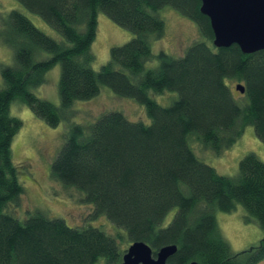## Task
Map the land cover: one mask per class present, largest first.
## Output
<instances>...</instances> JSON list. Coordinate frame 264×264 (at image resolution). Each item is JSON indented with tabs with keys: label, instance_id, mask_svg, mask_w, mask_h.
<instances>
[{
	"label": "trees",
	"instance_id": "16d2710c",
	"mask_svg": "<svg viewBox=\"0 0 264 264\" xmlns=\"http://www.w3.org/2000/svg\"><path fill=\"white\" fill-rule=\"evenodd\" d=\"M16 1L62 40L46 35L20 11H10L0 24V44L12 52L11 64L0 68V264L122 262L125 250L117 237L97 228H74L41 211L17 214L24 188L11 144L21 122L11 116V104L26 105L56 127L75 102L92 100L102 86L141 105L149 123L109 111L89 125L69 124L50 167L52 178L81 194L92 216L106 217L125 241L147 244L154 256L162 247L176 246L168 263L264 260V238L233 253L215 219L216 212L231 213L239 205L245 221H255L264 231V163L249 153L239 161L236 176H223L191 145L194 141L219 155L251 126L264 148V50L244 54L237 45L214 47L200 0ZM166 7L194 22L201 38L180 58L151 51V42L165 34L158 11ZM99 12L132 38L111 47L109 60L94 70L91 47ZM37 51L49 56L36 59ZM154 59L157 65L147 68ZM57 64L58 107L33 93ZM233 82L244 87L239 97ZM167 92L177 98L168 106L158 104L154 95Z\"/></svg>",
	"mask_w": 264,
	"mask_h": 264
},
{
	"label": "rangeland",
	"instance_id": "374dc122",
	"mask_svg": "<svg viewBox=\"0 0 264 264\" xmlns=\"http://www.w3.org/2000/svg\"><path fill=\"white\" fill-rule=\"evenodd\" d=\"M13 10L20 11L35 27L49 37L57 41L62 40L39 16L28 12L16 0H0V24L2 19ZM158 15L165 23V34L160 40L151 42V51L154 56L164 52L173 58H180L194 41L201 39L195 23L176 10L166 7L158 11ZM131 38L132 34L129 31L117 26L105 14L99 12L96 38L91 47L95 57L92 68L99 70L109 60L110 48L123 45ZM37 52L36 59L49 56L47 53ZM11 62V49L0 44V68L2 65H10ZM156 65L157 61L154 59L148 62L146 67L153 68ZM59 78L60 65L57 64L45 73V82L35 88L33 93L58 107ZM235 84L234 82L231 84L232 90L239 97L241 93L235 90ZM0 87H2L1 78ZM176 98L177 94L174 92L154 95L155 101L162 106L170 105ZM109 111H118L132 122L149 123L141 105L132 99L115 96L105 86L100 87V93L92 100L75 102L67 114V119L56 127H50L38 119L26 105H20L17 102L11 104V116L21 122L20 129L11 144L12 159L18 167L19 179L24 188L17 214L24 216L25 211H41L49 218L65 220L74 228H97L109 237H117L118 245L126 252L131 243L125 241L123 233L106 217L92 216L93 208L81 202L82 195L71 188L62 187L50 173L52 161L64 142L69 124L89 125L101 114ZM191 145L202 162L223 176H236L239 161L249 153L255 154L264 163L263 145L251 126H247L240 138L219 155H214L194 141ZM173 214L174 211L168 214L164 225L171 221ZM245 217L246 212L239 205L231 213H215L219 232L233 253L245 251L264 238V231L256 222L253 220L246 222ZM153 257L155 258L154 255ZM256 264H264V260Z\"/></svg>",
	"mask_w": 264,
	"mask_h": 264
},
{
	"label": "water",
	"instance_id": "95a60500",
	"mask_svg": "<svg viewBox=\"0 0 264 264\" xmlns=\"http://www.w3.org/2000/svg\"><path fill=\"white\" fill-rule=\"evenodd\" d=\"M200 12L208 17L217 49L237 45L244 54L264 50V0H200ZM235 90L244 93L241 84ZM176 246L160 248L155 253L143 242H133L120 264H172ZM190 264H199L192 262Z\"/></svg>",
	"mask_w": 264,
	"mask_h": 264
}]
</instances>
